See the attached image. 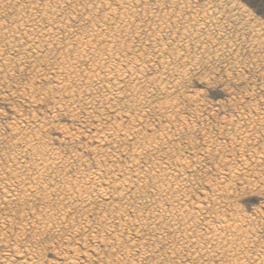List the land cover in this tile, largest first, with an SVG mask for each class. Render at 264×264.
Masks as SVG:
<instances>
[{
  "label": "rangeland",
  "instance_id": "1",
  "mask_svg": "<svg viewBox=\"0 0 264 264\" xmlns=\"http://www.w3.org/2000/svg\"><path fill=\"white\" fill-rule=\"evenodd\" d=\"M1 4L0 264H264V0ZM51 26L54 40L41 35ZM77 37L92 40L96 50L90 45L83 58L74 55L81 50ZM91 63L92 70L98 68L94 74ZM113 87L120 89L116 97ZM46 186L50 196L42 191ZM222 218L242 227L230 232L233 238L225 233L219 248L209 228ZM229 245L241 248V256L230 257Z\"/></svg>",
  "mask_w": 264,
  "mask_h": 264
},
{
  "label": "bare ground",
  "instance_id": "2",
  "mask_svg": "<svg viewBox=\"0 0 264 264\" xmlns=\"http://www.w3.org/2000/svg\"><path fill=\"white\" fill-rule=\"evenodd\" d=\"M18 2H19V1H18ZM45 2H46V1H45ZM40 3H41V2H40ZM2 4H4V3H2ZM2 4L0 5V8H2V7H1V6H3ZM27 4H28V3H27ZM43 4H44V2H43ZM47 4H48V3H47ZM47 4H46L45 6H46L47 8H49V7L47 6ZM100 4H101V3H100ZM100 4H99V5H100ZM16 5H17V4H16ZM28 5H29V4H28ZM102 5H103V4H102ZM104 5H105V4H104ZM4 6H5V5H4ZM25 6H26V5H25ZM32 6H33V5H32ZM49 6H50V5H49ZM23 7H24V6H23ZM18 8H19V7H18ZM29 8H30V7H29ZM52 8L54 9L53 6H52ZM100 8H101V7H100ZM31 9H32V8H31ZM40 9H41V6H40ZM126 9H127V8H126ZM126 9H125V12H126ZM19 10H20V9H19ZM43 10H44V8H43ZM43 10H42V12H43ZM46 10H47V9H46ZM51 10H52V9H51ZM57 10H58V8H57ZM106 10H107V9H106ZM239 10H240V9H239ZM22 11H24V9H23ZM22 11H21V12H22ZM36 11H37V10H36ZM36 11H35V12H36ZM44 11H45V10H44ZM48 11H49V9H48ZM48 11H47V13H48ZM55 11H56V8H55ZM58 11H59V10H58ZM19 12H20V11H19ZM24 12H26V11H24ZM28 12H30V10H29ZM31 12H32V11H31ZM33 12H34V11H33ZM33 12H32V13H33ZM42 12H41V10H40V13H42ZM45 12H46V11H45ZM49 12H50V11H49ZM53 12H54V11H53ZM125 12L123 11V13H125ZM32 13H31V14H32ZM40 13H39V14H40ZM50 13H52V12H50ZM110 13H111V12H110ZM20 14H21V13H20ZM22 14H23V12H22ZM36 14H37V13H36ZM36 14H35V15H36ZM39 14H38V15H39ZM43 14L45 15L46 13H43ZM53 14H54V13H53ZM107 14H108V13H107ZM25 15H26V14L24 13V16H25ZM47 15H48V14H47ZM50 15H51V14H50ZM108 15H109V14H108ZM108 15H105V20L107 19L106 17L109 18V17L111 16V15H109V16H108ZM21 18H22V17H21ZM21 18H20V20H21ZM26 18H27V17H26ZM26 18H25V19H26ZM28 18H29V17H28ZM40 18H41V16H40ZM40 18L38 19L39 22L42 21ZM30 19H32V17H31ZM28 20H29V19H28ZM28 20H26V21H28ZM45 20H47V19H45ZM29 21L31 22V20H29ZM32 21H33V20H32ZM34 21H36V20L34 19ZM16 22H18V20H17ZM30 22H29V23H30ZM39 22L36 21L35 24H37V23H39ZM44 22H45V21H44ZM47 22H49V21H47ZM18 23L20 24V22H18ZM23 23H25V22H23ZM27 23H28V22H27ZM27 23H26V24H27ZM42 23H43V22H42ZM49 23H50V22H49ZM53 23H54V22H52V25H54ZM102 23H103V22H102ZM104 23H105V22H104ZM104 23H103V24H104ZM124 23H125V22H124ZM32 24H34V22H33ZM16 25H17V23H16ZM21 25L24 27L23 24H21ZM30 25H31V24H30ZM39 25H40V24H39ZM104 25H105V24H104ZM118 25H119V24H118ZM124 25H125V24H124ZM19 26H20V25H19ZM32 26H33V25H32ZM34 26H37V25H34ZM34 26H33V27H34ZM47 26H48V25H47ZM49 26H50V25H49ZM49 26H48V27H49ZM54 26H57V24L54 25ZM58 26H59V25H58ZM58 26H57V27H58ZM122 26H123V25H122ZM122 26H121V27H122ZM16 27L18 28V25H17ZM20 27H21V26H20ZM23 27H22V28H23ZM59 27H60V26H59ZM59 27H58L57 29H59ZM61 27H62V26H61ZM96 27H97V26H96ZM100 27H101V29H102V26H100ZM2 28H3V27H2ZM14 28H15V27H14ZM30 28H31V27H30ZM49 28H50V27H49ZM49 28H48V30H43L44 32L42 31L43 33H42L41 35H42V37H43V36H47L48 38L51 37V38H49V39H53L52 36L54 35V32H53L54 29L52 30V28H53L52 26H51V29H49ZM118 28H119V27H118ZM27 29H28V28H27ZM27 29H25V30L27 31ZM32 29H33V28H32ZM34 29H35V28H34ZM40 29H41V26H40ZM55 29H56V28H55ZM61 29H62V28H60L59 30L61 31ZM64 29H65V28H64ZM93 29H94V28H93ZM119 29H121V28H119ZM1 30H2V29H1ZM16 30H17V29H16ZM16 30H14V32H15ZM20 30H21V29H20ZM59 30H57L56 32H58L59 34L62 33V32H59ZM68 30H69V28H68ZM102 30H103V29H102ZM4 31H5V30H4ZM11 31H13V30H11ZM26 31H25V32H26ZM28 31H29V30H28ZM54 31H55V30H54ZM62 31H63V33L66 34L65 30H62ZM69 31H70V30H69ZM95 31H96V30H95ZM19 32H20V31H19ZM19 32H18V33H19ZM23 32H24V31H23ZM23 32H21V33H23ZM37 32H38V31H37ZM70 32H72V31H70ZM10 33H11V32H10ZM29 33H30V32H29ZM32 33H33V32H32ZM67 33H68V32H67ZM93 33H94V30H93ZM99 33H100V31H99ZM16 34H17V32H16ZM24 34H26V33H24ZM37 34H38V33H37ZM39 34H40V33H39ZM55 34L57 35V33H55ZM65 34H64V36L67 37L68 34H67V35H65ZM70 34H71V33H70ZM75 34H76V33H75ZM88 34H89V31H88ZM91 34H92V33H91ZM91 34H90V35H91ZM32 35H33V34H32ZM34 35H35V34H34ZM77 35H78V34H77ZM58 36H59V35H58ZM60 36H61V35H60ZM68 36H69V35H68ZM75 36H76V35H75ZM81 36H82V34H81ZM83 36H85V35H83ZM86 36H87V35H86ZM86 36H85V37H86ZM94 36H96V35H94ZM35 37H36V36H35ZM42 37H40V38H42ZM47 37H46V38H47ZM71 37H73V36H71ZM71 37H70V38H71ZM78 37H79V35H78ZM78 37L75 38V42H78V44H79L81 50H80V49H77V50H80V51H79V53H78V52H75L74 55H76V53H77V54H78L77 56L80 57V56L83 55V53H84V51L86 50V48L90 47V45H91V41H92V40H90V39H86V41L84 40V42H83V40L81 39V41H80V40L78 39ZM85 37H83V38H85ZM87 37H88V36H87ZM87 37H86V38H87ZM91 37L93 38V34H92ZM48 38H47V39H48ZM56 38H57V36H56ZM80 38H81V37H80ZM88 38H89V37H88ZM97 38H98V37H97ZM112 38H113V40L115 39V37H112ZM101 39H102V38H100V40H101ZM37 40H38V39H37ZM53 40H54V39H53ZM56 40H57V39H56ZM60 40H63V39H60ZM72 40H73V39H72ZM95 40H96V39H95ZM104 40H105V39H104ZM104 40H103V42H104ZM109 40H111V39H109ZM113 40H111V41L113 42ZM29 41H30V40H29ZM34 41H35V39H34ZM39 41H40V39H39ZM39 41H38V42H39ZM41 41H42V39H41ZM43 41H44V40H43ZM67 41H68V40H67ZM69 41H71V40H69ZM98 41H99V39H98ZM98 41H97V42H98ZM111 41H110V42H111ZM30 42H32V41H30ZM30 42H29V45L31 44ZM52 42H53V41H52ZM56 42H58V40H57ZM75 42H73V44H75ZM97 42H96V43H97ZM106 42H107V41H106ZM114 42H115V41H114ZM33 43H34V42H33ZM33 43H32V44H33ZM41 43H42V42H41ZM44 43H45V42H44ZM54 43H55V42H54ZM59 43H60V41H59ZM59 43H58V44H59ZM63 43H64V42H63ZM69 43H70V42H69ZM98 43H101V41H99ZM115 43H116V42H115ZM42 44H43V43H42ZM52 44H53V43H52ZM71 44H72V42H71ZM106 44H108V43H106ZM34 45H35V44H33L32 46H34ZM36 45H37V47H38L37 42H36ZM54 45H55V44H54ZM56 45H57V44H56ZM56 45H55V46H56ZM66 45H67V43H66ZM69 45H70V44H69ZM69 45H67V46H69ZM93 45H94V44H93ZM97 45H98V44H97ZM97 45H96V46H97ZM111 45H113V44H111ZM57 46H60V48H63V46L61 47V45H57ZM71 46H72V45H71ZM71 46H69L70 49H71ZM77 46H78V45H77ZM77 46H76V48H77ZM79 46H78V47H79ZM91 46H92V45H91ZM113 46H114V45H113ZM37 47L34 48V49H32V50L35 51V49H37ZM64 47H65V46H64ZM57 48L59 49V47H57ZM74 48H75V47H74ZM92 48L95 49L94 46H92ZM39 49H40V48H39ZM67 49H68V48H67ZM88 49H89V48H88ZM90 49H91V48H90ZM108 49H111V48H109V44H108ZM108 49H107V50H108ZM37 50H38V49H37ZM37 50H36V52H37ZM61 50H62V49H61ZM68 50H69V49H68ZM95 50H96V49H95ZM111 50H112V49H111ZM111 50H110V51H111ZM161 50H162V49H161ZM39 51H40V50H39ZM39 51H38V52H39ZM57 51H58V50H57ZM66 51H67V50H66ZM66 51H64V52L66 53ZM88 51H89V50H88ZM91 51H93V49H91ZM104 51H105V53H106V50H104ZM113 51H114V50H113ZM60 52H61V51H60ZM68 52H69V51H68ZM93 52H95V51H93ZM163 52H164V51H163ZM87 53H88V52H87ZM59 54H60V53H59ZM88 54H90V52H89ZM93 54H94V53H93ZM93 54H92V56H93ZM95 54H96V52H95ZM102 54H103V53H102ZM107 54H108V51H107ZM107 54H106V55H107ZM61 55H62V54H61ZM63 55H64V54H63ZM63 55H62V56H63ZM86 55H87V54H86ZM100 55H101V54H100ZM100 55L98 54V59H99ZM104 55H105V54H104ZM110 55H111V54H110ZM115 55H116V54H115ZM84 56H85V54H84ZM94 56H95V55H94ZM107 56H108V55H107ZM75 57H76V56H74L73 58H75ZM96 57H97V55L95 56V59H96ZM111 57H112V56H111ZM115 57H119V56H115ZM65 58H66V56H65ZM82 58H83V56H82ZM82 58H81V59H82ZM85 58H87V56H86ZM89 58H90V57H89ZM61 59L64 60L63 57L60 58V60H61ZM75 59H77V57H76ZM75 59H73V60H75ZM81 59H80V61H81ZM92 59H93V58H92ZM92 59H90V60H92ZM100 59H101V58H100ZM105 59H107V58L105 57ZM111 59H113V58H111ZM114 59H115V58H114ZM114 59H113V60H114ZM120 59H121V58H120ZM62 60H61V61H62ZM77 60L79 61V59H77ZM77 60H76V61H77ZM82 60H83V59H82ZM103 60H104V59H103ZM103 60H102V61L100 60V61L103 62ZM109 60H110V58H109ZM76 61H75V62H76ZM98 61H99V60H98ZM104 61H105V60H104ZM115 61H116V60H115ZM115 61H114V63H113V62H110V64L112 63L113 65H115ZM117 61H118V59H117ZM121 61H122V60H121ZM123 61H124V60H123ZM134 61H135V60H134ZM134 61H133V62H134ZM106 62H108V60H107ZM119 62H120V60H119ZM124 62H125V61H124ZM128 62H129V61H128ZM60 63H61V62H60ZM65 63H66V62H65ZM71 63H72V62H71ZM76 63H77V62H76ZM89 63H90V62H89ZM98 63H99V62H98ZM66 64H67V63H66ZM68 64H69V63H68ZM77 64H79V63H77ZM96 64H97V63H96ZM96 64H95V65H96ZM108 64H109V63H108ZM110 64H109V65H110ZM118 64H119V63H117V65H118ZM130 64H132V63H130ZM135 64H136V63H135ZM62 65H64V64L62 63ZM92 65H93V64L91 63V69H90V70H92ZM104 65H106V63H105ZM104 65H103V66H104ZM58 66H59V65H58ZM96 66H97V65H96ZM115 66H116V65H115ZM115 66H114L112 69H114ZM122 66H123V65H122ZM122 66H121V69H122ZM127 66H128V65H127ZM127 66H126V67H127ZM129 66H130V65H129ZM134 66H135V65H134ZM73 67H75V65H73ZM100 67H102V66L100 65ZM118 67H119V66H118ZM124 67H125V65H124ZM131 67H132V66H131ZM135 67H136V66H135ZM62 68H63V66H62ZM76 68H77V67H76ZM106 68H107V67H106ZM106 68H105V70H106ZM108 68H109V67H108ZM108 68H107V69H108ZM139 68H140V67H139ZM94 69H95V68H93V70H94ZM96 69L98 70V68H96ZM96 69H95V70H96ZM101 69H102V68H101ZM110 69H111V66H110ZM110 69H109V70H110ZM115 69H116V68H115ZM117 69H119V68H117ZM128 69H130V68L128 67ZM62 70H63V69H62ZM64 70H65V72H66V69H64ZM69 70H71V69H69ZM69 70H68V71H69ZM76 70H77V69H76ZM93 70H92V72H91V71H90V72L94 74V71H95V70H94V71H93ZM102 70H103V69H102ZM105 70H104V71H105ZM126 70H127V69H126ZM126 70H125V71H126ZM132 70L134 71V68H133ZM77 71H80V70H77ZM104 71H103V72H104ZM106 71H107V70H106ZM111 71H112V70H111ZM117 71H118V70H117ZM120 71H121V70H120ZM129 71H130V70H129ZM133 71H131V72H133ZM138 71H139V69H138ZM141 71H142V69H141ZM74 72H76V71H74ZM74 72H73V73H74ZM80 72H82V71H80ZM107 72H108V71H107ZM118 72H119V71H118ZM118 72H117V73H118ZM131 72H130V73H131ZM134 72H135V71H134ZM172 72H173V71H172ZM174 72H175V71H174ZM174 72H173V73H174ZM63 73H64V71H63ZM84 73H85V72H84ZM84 73H83V74H84ZM87 73H88V72H87ZM87 73H85V74H87ZM91 73H90V75H92ZM108 73H109V72H108ZM108 73H107V74H108ZM135 73H136V72H135ZM170 73H171V72H170ZM70 74H72V72H70ZM79 74H80V73H79ZM95 74H96V73H95ZM99 74H100V73H99ZM115 74H116V72H114V75H115ZM119 74H120V72H119ZM119 74H118V75H119ZM122 74H123V71H122ZM125 74H127V73L125 72ZM139 74H140V73H139ZM176 74H177V73H176ZM73 75H74V74H73ZM76 75H77V72H76L75 76H76ZM88 75H89V74H88ZM131 75H132V74H131ZM133 75H134V73H133ZM137 75H138V74H137ZM178 75H179V73H178ZM181 75H183V74H181ZM65 76H66V75H65ZM67 76H68V75H67ZM79 76H80V75H79ZM101 76H102V77H101ZM101 76H100V78H101V79L103 78V83H104V81H105V80H104V77H103L102 74H101ZM104 76H106V75H104ZM110 76H111V75H110ZM124 76H125V75H124ZM127 76H128V74H127ZM142 76H143V75H142ZM72 77H73V76H72ZM77 77H78V75H77ZM91 77H92V76H91ZM94 77H95V75L93 76V78H94ZM112 77H113V76H112ZM134 77H135V76H134ZM138 77H139V76H138ZM169 77H170V76H169ZM173 77H174V76H173ZM177 77H178V76H177ZM180 77H181V76H180ZM88 78H90V77H88ZM93 78H92V79H93ZM105 78L107 79V77H105ZM130 78H132V77L129 76V79H130ZM140 78H141V81H144V80H142L143 77H140ZM170 78H171V77H170ZM74 79H75V77H74ZM92 79H91V80H92ZM94 79H95V78H94ZM101 79H100V80H101ZM113 79H114V78H112V80H113ZM115 79H116V77H115ZM115 79H114V80H115ZM120 79H121V78H119V80H120ZM129 79H128V81L130 82L131 80H129ZM133 79H134V78H133ZM76 80H78V79H76ZM89 80H90V79H89ZM96 80H97V79H96ZM108 80L110 81L111 78L109 77V78L107 79V81H108ZM135 80H136V77H135ZM73 81H74V80H73ZM93 81H94V80H93ZM101 81H102V80H101ZM101 81H99V79H98V81H96V82H100V83H102ZM107 81H106V82H107ZM77 82H78V81H76L75 83H77ZM86 82H87V81H86ZM110 82H111V81H110ZM117 82H118V81H117ZM117 82H116V85H118ZM125 82H126V81H125ZM135 82H137V81H135ZM135 82H134V83H135ZM138 82H139V81H138ZM148 82H149V80H147V82H146L145 84H147ZM152 82H155V81H152ZM73 83H74V82H73ZM87 83H88V82H87ZM91 83H92V81L90 82V84H91ZM122 83H123V81H122ZM77 84H79V83H77ZM90 84H89V85H90ZM93 84H95V82H94ZM98 84H99V83H98ZM105 84H106V83H105ZM111 84H112V83H111ZM143 84H144V83H143ZM60 85H62V84H60ZM75 85H76V84H75ZM100 85H101V84H100ZM106 85H107V84H106ZM106 85H105V86H106ZM121 85H122V84H121ZM139 85H141V84H139ZM148 85H149V83H148ZM62 86H64L65 89L68 88V86H67L66 84H65V85H62ZM62 86H61V87H62ZM70 86H71V84H70ZM82 86H83V85H82ZM84 86H85V85H84ZM84 86H83V87H84ZM87 86H88V85H87ZM93 86H94V85H93ZM113 86H115V85L113 84ZM123 86H124V84H123ZM133 86H134V85H133ZM141 86H142V85H141ZM169 86H170V85H169ZM171 86H173V85H171ZM97 87H98V86H97ZM106 87H107V86H106ZM108 87H110V86H108ZM108 87H107V88H108ZM119 87H120V86H119ZM136 87H139V86L136 85V86H134L133 88H136ZM148 87H149V86H148ZM163 87H164V86H163ZM167 87H168V86H167ZM173 87H174V86H173ZM84 88H85V87H84ZM98 88H99V87H98ZM101 88H104V87L102 86ZM116 88H118V86H115V89H116ZM133 88H132V90H133ZM164 88H165V87H164ZM164 88H162L161 91L165 93V90H167V88H165V89H164ZM175 88H176V87H175ZM113 89H114V87H113ZM115 89H114V90H115ZM137 89H138V88H137ZM137 89H135V90H137ZM171 89H172V88H171ZM173 89H174V88H173ZM173 89H172V90H173ZM72 90H73V89H72ZM86 90H87V89H86ZM104 90H105V89H104ZM119 90H120V89H119ZM119 90H118V92H116V90H115V93H114L113 96H115V95L117 96V94L120 92ZM70 91H71V89H70ZM75 91H76V90H75ZM78 91H79V90H78ZM106 91H107V90H106ZM106 91H104V92H106ZM111 91H112V90H111ZM73 92H74V90H73ZM87 92H89V91L87 90ZM137 92H138V90H137ZM63 93H64V92H63ZM65 93H66V92H65ZM84 93H85V92H84ZM110 93H111V92H110ZM110 93H109V94H110ZM112 93H113V92H112ZM92 94H93V93H92ZM106 94H107V93H106ZM68 95H69V94H68ZM104 95H105V94H104ZM110 95H111V94H110ZM102 96H103V95H102ZM108 96H109V95H108ZM116 96H115V97H116ZM79 97H80V96H79ZM82 97H83V96H82ZM82 97H80V98H82ZM105 97H106V96H105ZM109 97H110V96H109ZM84 98H85V97H83V99H84ZM106 98H107V97H106ZM106 98H105L104 100H106ZM110 98H111V97H110ZM110 98H109V99H110ZM113 98H114V97H113ZM139 98H142V97L140 96ZM143 98H144V97H143ZM146 98H147V97H146ZM76 99H77V98H76ZM85 99H87V98H85ZM139 100H140V99H139ZM139 100H138V101H139ZM141 100H143V99H141ZM145 100H146V99H145ZM86 101H87V100H86ZM88 101H89V100H88ZM88 101H87V102H88ZM92 101H93V100H92ZM92 101H91V102H92ZM97 101H99V100H97ZM102 101H103V100H102ZM108 101H109V100H108ZM112 101H113V100H112ZM69 102H71V101L69 100ZM72 102H73V101H72ZM75 102H76V101H75ZM75 102H74V103H75ZM79 102H80V100H79ZM81 102H82V101H81ZM66 103H67V102H66ZM85 103H86V102H85ZM88 103H89V102H88ZM103 103H104V102H103ZM103 103H102V104H103ZM106 103H107V102H106ZM137 103H138V102H137ZM139 103H140V102H139ZM64 104H65V103H64ZM92 104H93V103H92ZM108 104H109V103H108ZM141 104H142V103H141ZM81 105H82V104H81ZM90 105H91V104H90ZM100 105H101V104H100ZM104 105H105V104H104ZM136 105L138 106V104H136ZM67 106H69V105L67 104ZM72 106H73V105H72ZM72 106H71V107H72ZM82 106H83V105H82ZM88 106H89V105H88ZM88 106H87V107H88ZM92 106H93V105H92ZM59 107H62V106H59ZM89 107H90V106H89ZM172 107H173V106H172ZM65 108H66V107H65ZM69 108H70V107H69ZM170 108H171V106H170ZM66 109H67V108H66ZM108 109H109V108H107V110H108ZM130 109H131V108H130ZM133 109H134V108H133ZM133 109H132V110H133ZM60 110H63V108H61ZM171 110H172V109H171ZM116 111H117V110H116ZM120 112H121V111H120ZM137 113H138V112H137ZM120 114H121V113H120ZM134 116H135V115H134ZM116 126H118V124H117ZM119 126L121 127V125H119ZM119 126H118V127H119ZM134 127H135V126H134ZM111 128H113V127H111ZM114 128H115V127H114ZM119 129H120V128H119ZM119 129H118V130H119ZM118 130H117V131H118ZM99 131H100V130H99ZM110 131L112 132L111 129H110ZM113 131H115V130H113ZM130 131H131V130H130ZM137 131H138V130H137ZM109 133H110V132H108V135H109ZM112 133H113V132H112ZM112 133H111V134H112ZM116 133H117V132H116ZM124 133H125V132H124ZM136 133H137V132H136ZM99 134H100V133H99ZM105 134H106V133H105ZM126 134H127V133H126ZM96 135H97V134H96ZM108 135H107L106 137H108ZM100 136H101V135H100ZM22 137H23V136H22ZM33 137H34V136H33ZM102 137H103V136H102ZM102 137H101V138H102ZM104 137H105V136H104ZM124 137H125V136H124ZM37 138H38V137H37ZM37 138H36V139H37ZM110 138H111V136H110ZM125 138H126V137H125ZM27 139H28V138H27ZM99 139H100V138H99ZM106 139H107V138H106ZM129 139H130V137H129ZM102 140H103V139H102ZM107 140H108V139H107ZM19 141H20V140H19ZM103 141H105V140H103ZM35 142H36V141H35ZM35 142H34V143H35ZM37 142H38V141H37ZM98 142H99V141H98ZM101 142H102V141H101ZM20 143H21V142H20ZM99 143H100V142H99ZM105 143H106V142H105ZM37 144H38V143H37ZM29 145H30V143H29ZM29 145H28V146H29ZM33 145H34V144H33ZM102 145H103V144H102ZM136 145H137V144H136ZM139 145H140V143H139ZM150 145H151V144H150ZM134 146H135V145H134ZM134 146H133V147H134ZM145 146H146V145H145ZM148 146H149V145H148ZM148 146H146V149L148 148ZM30 147H32V146L30 145L29 148H30ZM42 147H43V146H42ZM45 147H46V146H45ZM136 147H137V146H136ZM24 148H25V147H24ZM29 148H28V149H29ZM32 148H33V147H32ZM40 148H41V147H40ZM139 148H140V147H139ZM139 148H138V149H139ZM154 148H155V147H154ZM22 149H23V148H22ZM34 149H36V148H34ZM34 149H33V150H34ZM42 149H43V148H42ZM135 149H136V148H135ZM140 149H141V148H140ZM144 149H145V148H144ZM146 149H145V150H146ZM149 149H150V147H149ZM23 150H24V149H23ZM33 150H32V152H33ZM36 150H37V149H36ZM47 150H49V149H47ZM133 150H134V149H133ZM136 150H137V149H136ZM136 150H134V151L136 152ZM43 151H44V149H43ZM139 151L143 152V150H139ZM139 151H138V152H139ZM149 151H150V150H149ZM41 152H42V151H41ZM43 153H44V152H43ZM46 153H47V152H46ZM57 153H58V152H57ZM139 153H140V152H139ZM139 153L136 152V155L139 154ZM50 154H51L50 156H53L52 151L50 152ZM58 154H59V153H58ZM132 154H134V153L132 152ZM142 154H143V153H142ZM34 155H35V154H34ZM39 155H40V152H39ZM46 155H47V154H46ZM54 155H56V154H54ZM136 155H135V156H136ZM40 156H41V155H40ZM40 156H38V157H40ZM43 156H44V155H43ZM43 156H41V157H43ZM138 156H139V155H138ZM54 158H55V157H54ZM56 158H57V157H56ZM56 158H55V159H56ZM52 160H53V157H52ZM43 161H44V160H42V162H43ZM46 161H47V160H46ZM50 161H51V160H50ZM137 161H138V157H137ZM44 162H45V161H44ZM44 162H43V163H44ZM47 162H48V161H47ZM52 162H53V161H52ZM37 163H38V162H37ZM48 163H49V162H48ZM48 163H46V164H48ZM55 163H56V162H55ZM55 163H54V164H55ZM39 164H41V163H39ZM57 164H58V163H57ZM43 165H45V163H44ZM43 165H42V166H43ZM48 165H49V164H48ZM129 165H131V164H129ZM135 165H136V164H135ZM42 166H41V167H42ZM132 166H133V165H132ZM37 168H39V167H37ZM46 168H47V167H46ZM55 168H56V167H55ZM133 168H135V167H133ZM133 168H132V169H133ZM165 168H166V167H165ZM169 168H170V167H169ZM43 169H44V168H43ZM43 169H42V171H43ZM135 169H136V168H135ZM162 169H163V168H162ZM33 170H34V169H33ZM160 170H161V169H160ZM164 170H165V169H164ZM38 171H39V170H38ZM52 171H53V170H52ZM120 171H121V170H120ZM133 171H134V170H133ZM135 171H136V170H135ZM161 171H162V170H161ZM36 172H37V171H36ZM45 172H47V171H45ZM123 172H124V170H123ZM130 172H132V171L130 170ZM130 172H129V173H130ZM163 172H164V171H163ZM33 173H34V172H33ZM49 173H50V172H49ZM136 173H137V172H136ZM136 173H135V174H136ZM140 173H143V172H140ZM140 173H139V174H140ZM169 173H170V172H169ZM36 174H37V173H36ZM42 174H43V173H42ZM88 174H89V173H88ZM93 174H96V173H93ZM139 174H138V175H139ZM144 174H147V173L144 172ZM173 174H174V172H173ZM176 174H177V173H176ZM10 175H12V174H10ZM39 175H40V173H39ZM39 175H37V176L39 177ZM44 175H45V174H44ZM57 175H58V174H57ZM90 175H91L90 177H92V174H90ZM98 175H99V173H98ZM98 175H96V176L99 177ZM129 175H130V174H129ZM140 175H142V174H140ZM140 175H139V176H140ZM163 175H166V173L163 174ZM167 175H168V174H167ZM12 176H13V175H12ZM15 176H16V175H15ZM35 176H36V175H35ZM35 176H34V177H35ZM41 176H43V175H41ZM62 176H64V174H63ZM84 176H85V175H84ZM93 176H95V175H93ZM132 176H133V175H132ZM136 176H137V175H136ZM142 176H143V175H142ZM171 176H173V175H171ZM90 177H89V178H90ZM97 177H95V179H96ZM111 177H112V176H111ZM133 177H134V176H133ZM144 177H145V176H144ZM181 177H182V176H181ZM15 178H16V177H14V180H15ZM36 178H37V177H36ZM36 178H33V181H34ZM79 178H80V177H79ZM99 178H101V177H99ZM99 178L97 179V182L99 181ZM136 178H137V177H136ZM136 178H135V180L137 181ZM139 178H140V177H139ZM4 179H5V178H4ZM12 179H13V178H12ZM61 179H62V178H61ZM65 179H66V178H65ZM68 179H69V178H68ZM85 179H86V178H85ZM90 179H91V178H90ZM90 179L88 180V182L90 181ZM93 179H94V177H93ZM112 179H113V178H112ZM144 179H145V178H143V180H142V179H141V180L144 181ZM169 179H170V176H169ZM16 180H18V176H17V179H16ZM36 180H37V179H36ZM39 180H40V179H39ZM63 180H64V178H63ZM83 180H84V179H83ZM109 180H110V179H109ZM141 180H140V181H141ZM167 180H168V179H167ZM41 181H42V180H41ZM65 181H67V179H66ZM70 181H72V180H70ZM76 181H77V180H76ZM136 181H135V182H136ZM142 181H141V182H142ZM168 181H169V180H168ZM172 181H173V180H172ZM36 182H37V181H36ZM39 182H40V181H39ZM39 182H37V183H39ZM42 182H43V181H42ZM68 182H69V180H68ZM78 182H79V181H78ZM80 182H81V181H80ZM99 182H101V181H99ZM110 182H111V181H110ZM113 182H114V181H113ZM138 182H139V181H138ZM138 182H137V183H138ZM141 182H140V183H141ZM33 183L35 184V182H33ZM33 183H32V184H33ZM40 183H41V182H40ZM47 183H49V182H47ZM52 183H53V182H52ZM60 183H61V182H60ZM89 183H91V182H89ZM111 183H112V182H111ZM124 183H125V184H128V183H131V181L129 180V181H127V183L124 181L123 184H124ZM133 183H134V182H133ZM133 183H132V184H133ZM34 184H33V185H34ZM41 184H42V183H41ZM61 184H62V183H61ZM75 184L77 185V183H75ZM81 184H83V183H81ZM85 184H86V183H85ZM95 184H97V183H95ZM120 184H121V183H120ZM123 184H122V185H123ZM138 184H139V183H138ZM29 185H30V187L32 186L31 183H30ZM39 185H40V184H39ZM45 185H46V184H45ZM55 185H56V184H55ZM63 185H64V184H63ZM76 185H74V183H73V186H76ZM107 185H108V184H107ZM114 185H115V184H114ZM122 185H121V188L123 187ZM128 185H129V184H128ZM35 186H36V185H35ZM59 186H60V185H59ZM66 186H69V185H66ZM66 186H65V187L62 186V188L64 187L63 189H65ZM82 186L84 187V185H82ZM92 186H93V185H92ZM100 186H101V185H100ZM100 186H99V187H100ZM119 186H120V185H119ZM126 186H127V185H126ZM184 186H185V185H184ZM37 187H38V186H37ZM49 187H50V185H49ZM49 187L46 186V187H44L43 189H42V188H41V189H42V191H43L44 193L47 194V191H48V188H49ZM95 187H96V185H95ZM99 187H97V189H99ZM111 187H112V186H111ZM132 187H133V186H132ZM159 187H160V186H159ZM159 187L157 188L158 190H159ZM161 187H163V186H161ZM161 187H160V190H161V191H162V189L164 190V188H161ZM25 188H26V187H25ZM28 188H29V187H28ZM28 188H26V190H25V189H24V190H25L26 192H29V193H30L31 191H33L34 194H36V193L38 194V193L40 192V191H39V192H36V191L39 190V188L37 189L36 187H34V188H36L37 190H34V188H33V190H32L31 188H30V189H28ZM60 188H61V187H60ZM74 188H75V187H74ZM80 188H82V187H80ZM101 188H102V187H101ZM106 188H107V187H104V190H103V191H107ZM130 188H131V187H130ZM180 188H181V187H180ZM55 189L57 190V189H59V188H55ZM63 189H62V191H63ZM66 189H67V188H66ZM75 189H76V188H75ZM84 189H85V188H84ZM102 189H103V188H102ZM176 189H177V188H176ZM21 190H23V188H22ZM52 190H53V189H52ZM68 190H69V188H68ZM68 190H66V191L68 192ZM78 190L81 191L79 188L76 189V190H73V191L78 192ZM86 190H88V189L86 188ZM94 190H96V188H95ZM99 190H101V189H99ZM99 190H97L96 192L99 193ZM182 190H183V189H182ZM25 191H24V192H25ZM49 191H50V190H49ZM60 191H61V190H59V192H60ZM62 191H61V192H62ZM82 191H83V190H82ZM92 191H93V187H92ZM103 191H100V192H103ZM11 192H12V191H11ZM13 192H14V191H13ZM26 192H25L24 196H25V195L29 196V194H26ZM35 192H36V193H35ZM7 193H8V192H7ZM7 193H5V195H6ZM14 193H16V192H14ZM22 193H23V192H22ZM44 193H43V194H44ZM52 193H54V192L52 191ZM65 193H66V192H64L63 194H65ZM69 193H71V192H69ZM78 193H79V195H78ZM78 193H77V196L79 197V196H80V192H78ZM81 193H82V192H81ZM86 193H88V192L85 191V194H86ZM90 193L92 194V192H90ZM109 193H110V192H109ZM31 194H32V193H31ZM55 194L57 195V193H55ZM59 194H60V193H59ZM59 194H58V195H59ZM71 194H74V193H71ZM83 194H84V193H83ZM91 194H89V196H92V197H93V195L96 194V193H94L93 195H91ZM103 194H105V192H104ZM120 194H121V193H120ZM10 195H11V193H10ZM14 195H16V197H18V196H17V193L14 194ZM47 195L50 196V195H49V192H48ZM51 195H52V194H51ZM65 195H66V196H64V195H63V196H64V197H67V196H68L67 194H65ZM98 195L100 196V193H99ZM105 195H106V194H105ZM7 196H8V195H7ZM31 196H32V195H31ZM44 196H45V195H44ZM52 196H53V195H52ZM95 196H96V195H95ZM102 196H103V195L101 194V197H102ZM11 197H12V196H11ZM11 197H9V198H11ZM16 197H14L13 199H15ZM61 197H62V196H61ZM103 197H104V196H103ZM74 198H75V197H73V199H74ZM82 198H84V195H83ZM96 198H97V197H96ZM108 198H110V197H108ZM67 199L70 201V200H71V199H70V196L67 197ZM67 199H66V200H67ZM78 199H80V198H78ZM61 200H62V199H61ZM96 200H97V199H96ZM127 200H128V199H127ZM79 201H80V200H79ZM87 201H88V199H87ZM90 201H91V200H90ZM90 201H89V202H90ZM72 202H73V201H72ZM72 202L70 201V203H72ZM80 202H81V201H80ZM80 202H79V203H80ZM82 202H83V201H82ZM94 202H95V201H94ZM208 203H209V201H208ZM81 204H83V203H81ZM201 205H202V204H201ZM81 206H82V205H81ZM177 206H178V205H177ZM182 206H183V205H182ZM185 206H186V205H185ZM89 207H90V206H89ZM179 207H180V206H179ZM160 209H161V208H160ZM183 209L185 210V208H183ZM203 209H204V208H203ZM87 211H88V210H87ZM200 211H201V210H200ZM188 212H189V211H188ZM191 212H192V211H191ZM201 212H203V211H201ZM176 213H177V212H176ZM179 213H180V212H179ZM181 213H182V212H181ZM183 213H184V212H183ZM191 214H192V213H191ZM62 215H63V214H62ZM175 215H176V214H175ZM202 215H203V214H202ZM139 216H140V215H139ZM180 216H182V215L180 214ZM180 216H178V217H180ZM196 216H197V215H196ZM170 217H171V216H170ZM182 217H183V216H182ZM234 218H235V217H234ZM237 218H238V217H237ZM120 219H121V218H120ZM146 219H147V218H146ZM182 219H183V218H182ZM222 219H223V218H222ZM240 219H241V218H240ZM169 220H170V219H169ZM220 220H221V219H218V221L220 222V223L218 222V224H219L218 227L216 226V227H213V228H209V229H210V230H209V233H210V235H211V237H210V238H211V241L214 242V245H215V243H216V244L218 245V247H219V245H222L223 243H226V242H224V241H227L226 238H225V235H226V234L229 233L228 235L230 236V238H231V237L233 238V235H232L231 233H232V232H233V233H234V232H237L239 229L241 230V227H242V225H241L242 222H241V224H239V222H238V224H237V223H236L237 221H236V222H233V223H229V222H228L227 220H225V219H223V221H222V220L220 221ZM237 220H239V218H238ZM143 221H145V220H143ZM230 221H231V220H230ZM233 221H234V220H233ZM239 221H240V220H239ZM243 221H244V220H243ZM145 222H146V221H145ZM159 222H160V221H159ZM173 222H174V221H173ZM153 223H154V222H153ZM153 223H152V224H153ZM181 223H182V222H181ZM205 223H206V222H205ZM136 224H137V223H136ZM139 224H140L139 226L142 225V223H139ZM143 224L145 225V224H147V223H143ZM174 224H176V223H174ZM218 224H217V225H218ZM185 225H186V224H185ZM212 225H213V224H212ZM212 225H211V226H212ZM123 226H124V225H123ZM145 226H146V225H145ZM145 226H144V227H145ZM151 226H152V225H151ZM165 226H166V225H165ZM171 226H172V225H171ZM243 226H244V222H243ZM49 227H50V226H48V228H49ZM141 227H142V226H141ZM147 227H148V226H147ZM152 227H153V226H152ZM173 227H174V226H173ZM176 227H177V226H176ZM184 227H185V226H184ZM187 228H188V227H187ZM143 229H144V228H143ZM152 229H153V228H152ZM174 229H175V228H174ZM153 231H154V230H153ZM205 231H206V230H205ZM231 231H232V232H231ZM243 231H244V230H243ZM243 231H242V232H243ZM75 232H76V231H75ZM77 232H78V228H77ZM157 232H158V231H157ZM230 232H231V233H230ZM225 233H226V234H225ZM243 233H244V232H243ZM239 234H240V233H239ZM245 234H246V233H245ZM247 234H248V232H247ZM183 235H184V234H183ZM206 236H207V235H206ZM234 236H235V235H234ZM182 237H183V236H182ZM191 237H192V236H191ZM235 237H236V236H235ZM235 237H234V239L236 240V238L239 237V236H237L236 238H235ZM249 237H250V236H249ZM180 238H181V237H180ZM189 238H190V237H189ZM207 238H209V237L207 236ZM207 238H206V239H207ZM227 238H229V237H227ZM239 239H240V238H239ZM249 239H250V238H249ZM189 240H190V239H189ZM199 240H200V239H199ZM228 240H229L228 243H230V242L232 243V241H230V239H228ZM195 241H196V240H195ZM200 241H201V240H200ZM209 241H210V240H209ZM238 241H239V240H238ZM238 241H237V242H238ZM245 241H246V240H245ZM181 242H182V241H181ZM181 242H180V243H181ZM188 242H189V241H188ZM191 242H192V241H191ZM191 242H190V243H191ZM197 242H198V241H197ZM239 242H242V241L240 240ZM248 242H249V241H248ZM185 243H186V242H185ZM199 243H200V242H199ZM201 243H202V242H201ZM228 243H227V244H228ZM197 244H198V243H197ZM235 244H236V243H235ZM203 245H205V244H203ZM214 245H213L212 247H214ZM217 245H216L215 247H217ZM247 245H248V244H247ZM191 246H192V245H191ZM199 246H200V245H199ZM201 246H202V245H201ZM201 246H200V247H201ZM224 246H225V244H224ZM227 246H228V245H227ZM235 246H236V245H235ZM248 246L250 247V246H253V245H248ZM184 247H185V246H184ZM192 247H193V246H192ZM195 247H197V246H195ZM233 247H234V246H233ZM238 247H239V246H238ZM238 247H237V248H238ZM243 247L245 248L246 246H243ZM219 248H221V246H220ZM223 248H224V247H223ZM223 248H222V250H223ZM226 248H228L226 251L230 253V257H234V256L237 257V256L240 255L239 252H243V251L241 250V248L234 249V251H233V248H232L230 245H229V247H226ZM246 248H247V247H246ZM246 248H245V249H246ZM193 249H194V248H192V250H193ZM202 249H204V248L202 247ZM216 249H217V248H216ZM216 249H215V250H216ZM245 249H244V250H245ZM198 250H200V249H198ZM198 250H197V251H198ZM211 250H212V249H211ZM224 250H225V249H224ZM240 250H241V251H240ZM195 251H196V250H195ZM201 251H202V250H201ZM219 251H220V250L217 251L218 253L216 252V253H217V256H218V254H219ZM16 253L19 254V252H16ZM198 253H199V252H198ZM207 253H208V252L206 251V254H207ZM216 253H214V254H216ZM221 253L224 254L225 252H221ZM221 253H220V254H221ZM17 254H16V255H17ZM199 254H201V253H199ZM225 254H226V253H225ZM237 254H239V255H237ZM257 254H258V253H257ZM236 255H237V256H236ZM17 256H18V255H17ZM217 256H214V257H217ZM219 256H220V255H219ZM222 256H223V255H222ZM226 256H227V254H226ZM228 256H229V254H228ZM240 256H241V255H240ZM23 257H24V256H20V258H23ZM223 257H224V256H223ZM242 257H243V256H242ZM242 257H241V258H242ZM247 257H248V256H247ZM208 258H209V256H208ZM208 258H207V260H208ZM211 258H213V257L210 256V259H209V260H211ZM239 258H240V257H239ZM239 258H238V260H240ZM261 258H262V256H261ZM144 259H145V258H144ZM230 259H231V258H230ZM244 259H245V258H243L242 260H244ZM256 259H257V258H256ZM256 259H255V260H256ZM142 260H143V259H142ZM235 260H237V259H234V261H235ZM238 260H237V261H238ZM246 260H247V259H246ZM261 260H262V259H261ZM232 262H233V260H232ZM238 262H239V264H241L240 261H238ZM245 262H246V261H245ZM258 262L261 263V261H259V259H258ZM18 263H19V262H18ZM233 263H234V262H233ZM236 263H237V262H236ZM242 263H243V261H242ZM259 263H258V264H259ZM19 264H35V262L32 261L31 263H25V261H24V263L20 262ZM230 264H231V261H230ZM245 264H246V263H245Z\"/></svg>",
  "mask_w": 264,
  "mask_h": 264
}]
</instances>
